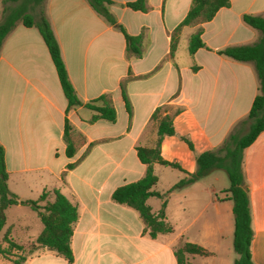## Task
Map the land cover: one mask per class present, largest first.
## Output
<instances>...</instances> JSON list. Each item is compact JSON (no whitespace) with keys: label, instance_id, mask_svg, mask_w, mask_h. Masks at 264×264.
<instances>
[{"label":"crops","instance_id":"0c3cea01","mask_svg":"<svg viewBox=\"0 0 264 264\" xmlns=\"http://www.w3.org/2000/svg\"><path fill=\"white\" fill-rule=\"evenodd\" d=\"M111 1L115 5L110 12L127 33H143L141 59L126 60L122 34L85 0H46L45 15L77 97L86 104L110 94L117 114L114 124H90L93 113L83 107L66 113L67 100L36 28L17 24L5 39L0 52V146L5 152L8 188L20 201L37 200L43 192L53 201L52 192L57 190L77 207L72 264H177L174 249L181 242L199 244L215 257L216 242L233 244L234 235L227 189L217 174L170 194L165 217L174 232L156 239L144 233L145 226L134 210L114 203L111 196L117 188L144 177L146 166L135 148L153 147L157 136L150 117L156 108L170 105L182 110L173 121L176 135L164 138L160 153L188 174L195 173L199 155L216 150L247 117L259 93L254 65L218 52L259 41L260 32L246 26L242 17L264 18V0H230V8L219 10L212 21L183 28L173 59L170 35L186 17L192 0H146L147 13L122 6L136 0ZM1 12L0 0V18ZM199 28L206 48L191 56L189 39ZM182 41L187 54L179 59ZM129 69L134 78L142 77L126 87L130 121L119 86ZM65 118L85 139L70 159L63 142ZM181 137L191 142L192 150ZM69 164L75 168L67 170ZM242 169L254 234L252 261L264 264V132L244 151ZM154 171L158 177L154 191L159 194L184 177L178 170L159 165ZM162 203L158 198L147 201L154 214ZM26 208L5 211L4 234L21 245L34 242L43 230L37 214ZM14 210L24 213L23 218L13 215ZM201 258H192V264H207ZM24 264L68 263L38 249Z\"/></svg>","mask_w":264,"mask_h":264},{"label":"trees","instance_id":"16d2710c","mask_svg":"<svg viewBox=\"0 0 264 264\" xmlns=\"http://www.w3.org/2000/svg\"><path fill=\"white\" fill-rule=\"evenodd\" d=\"M85 1L109 26L122 34L125 41L126 60L131 62L135 59H141L144 54L143 33L138 36H131L127 33L126 29L117 22L110 12V7L115 3L111 0ZM45 2L46 0H1L0 52L5 39L17 24H21L25 28H36L49 52L67 100L66 113L71 109L83 107L93 113L89 120L90 124L98 121L116 123L117 114L110 94L102 95L86 104L77 97L63 62L59 44L45 15ZM122 6L132 11L148 12L146 0H136ZM230 6V0H192L186 17L170 35V58L173 59L175 56L183 28L208 23L213 20L219 10L230 8ZM242 22L260 32L259 41L251 46L228 47L219 51L218 55L236 62L254 65L259 93L255 97L247 117L233 127L227 138L216 150L199 155L196 159L195 173L188 174L179 165L165 161L160 153L164 138L176 135L173 121L175 117L181 114L182 110L170 105L156 108L150 117V124L156 128L157 136L153 147L137 146L135 148L140 163L146 166L145 175L135 183L117 188L112 193L111 199L118 205L134 210L145 226L144 233H147L150 238L156 239L160 235H168L174 232L173 227L166 221L165 217L167 198L170 194L191 186L215 171H224L230 183L225 194L228 200L233 203V251L237 256L233 264H254L251 255L254 234L251 228L249 200L243 188L242 162L244 151L264 132V18L245 14L242 17ZM202 33L203 30L199 28L196 33L191 35L188 43L189 55L192 56L199 49L206 48L201 39ZM192 70L195 72L197 68L193 67ZM139 78H134L129 69L127 77L121 80L119 85L129 121L132 118V107L126 87L129 82ZM181 140L191 150L193 149L187 138L181 137ZM63 142L66 145V157L69 159L73 158L78 148L85 144L84 137L74 129L67 118L64 121ZM93 145L91 144L89 147ZM155 165L178 170L183 173L184 177L166 193L159 194L154 191L158 183V177L154 171ZM74 168V164L66 166L69 171ZM8 179L5 152L0 146V235L6 225L5 211L15 206L28 207L34 211L43 226V230L34 242L26 245L16 243L9 237L8 233H5L0 243V260L6 258L8 264H24L28 258L23 255V251L26 246L30 245L29 256H32L38 249H46L63 258L68 264H72L74 257L71 239L79 217L77 207L57 190L52 192L53 201L48 200V192H43L37 200L20 201L17 196L10 192ZM150 198H158L163 202L157 214H154L147 204ZM212 255L202 246L187 242H181L174 249L177 264H192L191 259L194 257L208 258Z\"/></svg>","mask_w":264,"mask_h":264},{"label":"rangeland","instance_id":"374dc122","mask_svg":"<svg viewBox=\"0 0 264 264\" xmlns=\"http://www.w3.org/2000/svg\"><path fill=\"white\" fill-rule=\"evenodd\" d=\"M184 46H185V42L182 41V44L179 47V59H183L185 54H187L185 49H184ZM211 174H217L216 176H220V178H222V185H224V188L225 189L229 188L230 183H229L228 177L224 171H215ZM219 199H222L221 195H219ZM229 202H230L229 203L230 206L233 209V203L231 201H229ZM25 210H26V212H31L30 209H28V208H26ZM14 214L21 216V218H23L22 214H24V213H22L21 211L18 212V211L14 210L13 215ZM34 218H35L34 220H37V217H34ZM39 224H41V223H39ZM233 229H234V227H233ZM32 232H34V230ZM3 236H4V231H2V233L0 235V243H1ZM232 240H233V238H232ZM216 243L218 245V252L216 253V256L210 257V258H201L200 260H202V261H200V262L205 261L207 264H228L229 262L233 263V261L236 260V258H237V256L235 255V253L233 251V244H230V245L227 244L226 240L225 241L219 240ZM1 245H3V244H1ZM197 245H199V244H197ZM206 245H207V242H206ZM29 250H30V245L26 246L25 250L23 251V255H26L27 258L31 257V256H29V253H28ZM0 261H1L0 264H8L6 261V258L1 259ZM199 264H202V263H199Z\"/></svg>","mask_w":264,"mask_h":264}]
</instances>
